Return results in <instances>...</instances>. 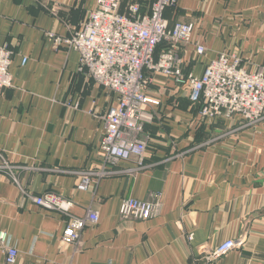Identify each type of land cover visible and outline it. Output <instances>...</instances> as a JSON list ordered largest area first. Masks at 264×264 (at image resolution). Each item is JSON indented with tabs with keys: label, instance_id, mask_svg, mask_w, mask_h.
I'll return each mask as SVG.
<instances>
[{
	"label": "crops",
	"instance_id": "crops-1",
	"mask_svg": "<svg viewBox=\"0 0 264 264\" xmlns=\"http://www.w3.org/2000/svg\"><path fill=\"white\" fill-rule=\"evenodd\" d=\"M155 1L121 0L119 11L136 4L143 16ZM96 3L0 0V45L13 52L11 86L0 93V153L13 172H0V233L18 251L15 264H264V121L245 126L235 116L208 125L188 92L160 74L147 90L158 105L144 128L143 168L133 158L122 161L79 189L101 165L103 117L116 96L80 70L77 51L53 49L49 34L68 36ZM164 18L170 26L194 25L192 42L178 51L185 73L201 76L222 53L241 57L249 71L264 67V0H176ZM45 193L72 201V217L88 208L98 213L78 245L62 242L68 215L30 200ZM157 195L158 215H119L123 199ZM227 240L241 245L205 259V250ZM4 256L0 247V264Z\"/></svg>",
	"mask_w": 264,
	"mask_h": 264
},
{
	"label": "built area",
	"instance_id": "built-area-1",
	"mask_svg": "<svg viewBox=\"0 0 264 264\" xmlns=\"http://www.w3.org/2000/svg\"><path fill=\"white\" fill-rule=\"evenodd\" d=\"M120 5L121 0H97L85 22L68 36L49 34L53 49L66 46L77 51L80 70L97 86L116 96L115 104L103 117L105 131L98 154L101 165L97 172H89L81 178L78 187L83 191L91 186L92 174L106 176L122 161L133 158L138 168H143L148 145L144 128L155 118L152 106L158 105V101L147 96L153 74L171 79L177 88L185 89L191 104L198 107L199 119L208 125L221 119L232 120L235 116L245 126L264 121V67L249 71L241 65L239 57L222 53L205 67L201 76L185 73L177 50L192 42L194 25L183 22L169 25L164 12L174 7L176 0H156L143 16L139 15L136 4L129 5L126 14L120 13ZM160 44L167 47L155 58ZM204 51L202 46H196L197 54L202 55ZM12 59L9 47L0 45V93L11 86ZM0 172L10 177L13 174L1 153ZM30 200L37 207L69 216L61 238L65 244L78 245L83 229L99 221L98 213L91 208L82 218L70 216L74 203L52 193L31 196ZM160 209L158 195L150 202L125 198L120 203L119 215L147 220L158 215ZM187 238L191 240L192 234ZM240 245L241 241H224L213 251L205 250V259H219ZM0 247L5 252L4 264H15L18 251L3 232Z\"/></svg>",
	"mask_w": 264,
	"mask_h": 264
},
{
	"label": "trees",
	"instance_id": "trees-1",
	"mask_svg": "<svg viewBox=\"0 0 264 264\" xmlns=\"http://www.w3.org/2000/svg\"><path fill=\"white\" fill-rule=\"evenodd\" d=\"M162 49L161 51H163L164 50V48H166V45L165 44H160L158 47H157V49L156 50H158V49ZM191 103V102H190ZM192 105V104H191ZM193 106V105H192Z\"/></svg>",
	"mask_w": 264,
	"mask_h": 264
},
{
	"label": "rangeland",
	"instance_id": "rangeland-1",
	"mask_svg": "<svg viewBox=\"0 0 264 264\" xmlns=\"http://www.w3.org/2000/svg\"><path fill=\"white\" fill-rule=\"evenodd\" d=\"M183 46H185V45H183ZM187 46V45H186ZM167 47V46H166ZM179 47H181V46H179ZM179 47H178V50H177V54H178V51H179ZM165 49V48H164ZM179 56V55H178ZM237 57H239V56H237ZM241 60H242V58L241 57H239ZM260 68H263V67H260ZM260 68H256L254 71H256V70H258V69H260Z\"/></svg>",
	"mask_w": 264,
	"mask_h": 264
}]
</instances>
